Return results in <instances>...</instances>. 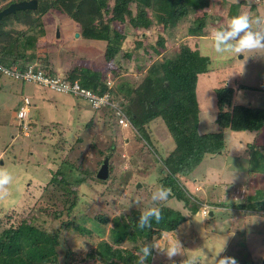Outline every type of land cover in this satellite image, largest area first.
Segmentation results:
<instances>
[{"label":"rangeland","instance_id":"rangeland-1","mask_svg":"<svg viewBox=\"0 0 264 264\" xmlns=\"http://www.w3.org/2000/svg\"><path fill=\"white\" fill-rule=\"evenodd\" d=\"M23 1L32 0H0V12L11 4ZM212 1L207 10L204 8L192 12L190 17L185 16L186 18L179 20L175 26L167 27L169 30L165 29L162 20L161 22L154 17L151 8H144L150 19L149 26L145 28L130 24L129 16L125 17L123 22L119 19L113 20L114 28L110 31L113 50L107 46L102 47L100 41L84 36L83 28L79 23L81 19L75 21L61 9L56 10L55 13L44 14L40 21L31 24L18 20V17L7 15L9 17L2 26L6 31L21 30L25 38L30 35L35 36L37 46L33 50H26L29 56L36 54L35 60L33 63L26 60L25 64H33L37 68H45L48 65L53 74L58 76L66 75L74 67L87 65L98 69L103 66L105 72H108L105 73L106 76L110 78L116 76L118 78L122 70L129 69L128 74L133 79L137 78L139 84L148 74L151 66L158 64L163 56H173L178 59L174 53H178L179 48L185 46L194 51L199 50L202 55H208L212 59L210 72L199 76L197 86L200 131L215 133L219 131L216 123L218 108L215 89L217 87L223 84H236V103L253 104L264 108V56H257L259 54L256 53H246L244 56L218 55L213 50L210 34L214 29L227 27L230 20L228 11L236 3L247 2L242 5L239 14L246 12L253 19L264 17V0ZM254 4L258 9L253 12L251 6ZM109 7L111 9L105 12L104 20L112 16V6ZM131 9L135 13L138 12V4L133 3ZM207 12L210 14L206 15ZM31 15L39 18L37 13ZM20 17L23 19L22 14ZM204 17L209 25L194 31L193 24L197 22L201 25ZM101 20H96L99 27L102 26L99 23ZM39 31L43 33L42 36H37ZM163 37L166 43L165 46H160L157 42ZM138 41L147 48L137 52ZM150 43L153 44L150 46ZM120 48L130 55L127 54V58L125 55L124 58L120 57ZM21 50L23 51L22 47ZM110 82L112 85L115 83V81ZM33 89L34 93L39 90L42 94L39 99H36L34 93L32 94ZM57 94L46 88H38L30 82L25 84L15 81L13 77L0 81V167H4L13 176L7 196L0 199V236L23 215L34 219L39 206L47 207L50 213L64 206V195L61 192L56 195L47 191L46 196L43 195L49 179L47 172L49 161L56 156L54 146L59 148L64 146V149L59 151L58 157L64 159L68 155L75 160L79 158L81 163L78 164L83 171L91 174L102 166L100 162L104 155H100L99 151H108L112 148L113 151H108L112 153L114 167V173L109 179L111 188L101 189L102 184L92 181L80 185V195L72 213L76 222L83 225L85 230H77L75 223L63 229L57 247V262L53 260L45 263L96 264L92 260H86V257L101 240L115 242L109 235V229L115 226L111 222L106 226L95 217L121 212L128 214L132 209L142 211L149 206L152 191L160 185L164 186L163 180L166 178L161 171L162 164L156 161L153 153L160 152V157L164 158L173 150L174 141L163 122L156 120L146 128L147 135L154 140L152 146L154 152L152 151L151 154L149 151L151 148L139 144L127 125L112 130L111 124L107 121L108 110L95 111L82 98L69 94L66 95L70 97L69 103H62L63 98H58ZM25 95L30 96L31 113L24 122H21L17 118L16 108ZM74 102L79 107L74 106ZM39 103L42 106L44 104L51 106L47 111L41 112L38 110ZM79 108L83 109L81 117ZM91 110L94 113L86 115ZM39 112H41L40 116ZM57 121L63 124L59 129L53 124ZM60 132H63L62 137L58 135ZM226 134L228 135L225 148L227 153L223 155L224 159L214 156L205 160L201 167L204 166L210 171L203 170L196 174L197 179L194 182L189 180L186 183L188 191L205 205L201 210L200 224L196 221V224H191L192 222L188 221L176 231L165 233L157 239L161 247H165L169 240L180 242L183 255H177L181 260L179 264H183V259L187 255L188 257L203 256L204 260L211 261V264H215L214 259L224 256L237 260L240 257L247 258V260H255L256 264H264V214L255 212L251 207L243 210L239 207L225 209L219 205V207L215 206L225 198L223 193L225 185L234 184L241 179L246 182L242 195L244 192H246L245 196L255 195L258 189L264 191V168H256L254 163L257 157L260 160L264 159V130L254 133H235L228 130ZM248 144L257 146L253 154H249ZM55 166L56 164L53 168L58 167ZM212 170H221V172L216 178L207 180ZM255 170L257 172H254ZM126 181L128 185L123 184ZM134 184L139 188L144 186L143 190L136 192L133 188ZM52 198H54L53 205ZM260 199L258 201L264 200ZM249 203L250 201H247V204ZM162 205L164 204L160 207ZM165 206L183 212L182 203L177 204L168 200ZM39 218L41 223L45 221L50 232L54 233L59 226L58 220L51 222L46 215H41ZM225 241L224 250L221 251ZM120 246L124 249L134 247L130 242ZM159 253L167 258L164 253ZM217 253H220L218 257H216ZM167 260L171 261L168 258Z\"/></svg>","mask_w":264,"mask_h":264},{"label":"trees","instance_id":"trees-1","mask_svg":"<svg viewBox=\"0 0 264 264\" xmlns=\"http://www.w3.org/2000/svg\"><path fill=\"white\" fill-rule=\"evenodd\" d=\"M212 2V0H37L35 10H18L9 16L18 17V20L31 24L40 21L41 16L44 14L55 13L56 10L61 9L75 21L81 19L79 23L83 28L84 36L89 37L91 40L100 41L99 43L104 48L107 46L112 49L113 40H111L110 31L114 28L113 20L119 19L123 22L125 17L129 16L130 24L138 28H145L149 26L150 19H148L149 16L144 8H151L154 17L160 21L162 20L163 22H161L166 29L175 26L179 20L186 18L185 16L189 15L190 17V14L198 9L205 8L207 10ZM133 3H137L139 7L136 13L131 9ZM243 4H247V2L236 3L230 7L228 11L229 19L239 14ZM109 6H112V16L104 20L105 12L109 8L111 9ZM257 9L255 4L251 6V11L254 12ZM33 13L39 14V18L33 17L31 15ZM21 14L23 19L20 17ZM207 14L210 13L207 12ZM213 15L217 16L216 14ZM9 16H5L0 20V65L11 69L14 73V80L22 82L19 77L15 76V72L26 73L29 65L25 64V61L34 60L36 55L29 56L26 50H33L38 42L33 35L25 38V34L21 30H4L2 24ZM206 17L203 18L201 25L197 22L193 24L194 31L202 29L207 24L209 25V22L205 21ZM97 19H102L99 22L102 24L101 27L96 24ZM42 34L40 32L37 36H42ZM157 43L160 46H165L166 40L163 37ZM136 45L137 52L147 48L140 41ZM120 50V57L124 58L125 55L127 58V54L130 55L123 48H120ZM177 52L174 54L177 55L178 59L173 56H163L158 64L152 65L148 74L140 80L141 83L139 84L136 81L137 78L130 77L128 74L129 69L128 71L122 70L121 76L116 79L114 87L111 88H108L104 80L107 71L105 72L103 66L98 69L87 65L80 69L75 67L73 71L68 72L66 75L69 83L73 84L78 81L82 88L91 91L97 97H101L108 92L127 118V127L134 134L135 140L139 144L151 148V150L149 149L151 154L154 140L147 135L146 128L150 127L156 120L163 122L174 141V148L164 158L160 157L161 154L157 151H153V155L156 157V161L162 164L161 171L166 175L165 180H163L164 186L172 190L169 200L177 204L182 203V211L185 212L183 214L181 211L162 205L163 219L159 223L153 220L152 227L144 230L136 227L141 213L138 209H132L128 214L121 212L110 216H96L95 218H98L106 226L110 222L115 226L109 229V235L115 242L107 239L101 240L97 243L96 248L89 252L86 260H92L96 264H136V253L145 243L151 244L154 239L157 240L165 233L176 231L188 221H191V224H196L195 221L200 224L201 210L205 208V205L188 191L186 183L189 180L194 182L197 179L196 174L201 171H210L204 166L201 167L205 160L214 156L215 158L224 159L223 155L227 153L225 148L228 140L226 134L228 130L235 133H254L264 130V108L253 104L236 103V84H223L215 89L218 108L216 123L219 131L202 133L200 131V106L197 86L199 76L210 72L212 59L208 55H202L199 50L194 51L188 46L179 48ZM43 70L49 76L53 74H51L52 71L48 65ZM8 78L0 71V81ZM22 106L23 101L16 108L17 113ZM107 114V121L111 124L112 130H118L120 125L115 110L110 107ZM53 124L58 129L63 125L58 121ZM58 135L62 137L63 132ZM256 147L255 144L248 146L249 154H253ZM63 149L64 146L61 148L53 147L56 156L49 161L47 171L49 179L43 195L46 196L47 191L56 193V195L61 192L64 195V206L52 213L47 211V207L39 206L37 208L38 213L34 215L35 220L25 215L16 220L17 222L0 236V264H45L53 262V260L57 262L60 232L71 226V223H75L77 230H85L83 225L76 222L72 213L78 202L80 185L86 181H92L102 184L101 189H104V187L111 188L109 179L114 173V167L112 153L108 151H113L112 148L106 150L107 152L105 150L99 151L100 155H104L100 166L106 160L108 162L109 177L106 180L98 178L97 174L100 168L91 174L83 171L81 165L78 164V162L81 163L79 158L75 160V158L68 155L64 159L58 157L59 151ZM254 163L256 168H264V159L260 160L257 157ZM55 164V167L58 166L57 168H53ZM220 172L221 170H212L207 180L216 178ZM254 172H257V170ZM245 183L241 179L234 184L225 185L223 189L225 198L222 200L223 202H219L220 204L215 206H222L225 209L239 207L243 210L251 207L255 212L264 214V200L258 201V199L261 200L260 198L264 199V191L262 189L256 190V196H245L246 192L242 195ZM123 184L128 185L127 181ZM133 186L136 192H140L144 188V186L139 188L137 184ZM235 191H238V193ZM260 192H263V194H260ZM247 201H250V203L247 204ZM51 203L54 204V198L51 199ZM38 215H46L51 222L59 221V226L54 233L48 230L45 221L40 222ZM125 242L133 244V249L122 248L120 245ZM187 257L188 255L183 261ZM166 259L154 249L146 264H179L181 261L177 256L169 262ZM235 260L237 264H256L255 260H247V258L241 259L240 257ZM206 264H211V261Z\"/></svg>","mask_w":264,"mask_h":264},{"label":"clouds","instance_id":"clouds-1","mask_svg":"<svg viewBox=\"0 0 264 264\" xmlns=\"http://www.w3.org/2000/svg\"><path fill=\"white\" fill-rule=\"evenodd\" d=\"M210 38H211L213 50L218 55L234 54L237 56H240V55L244 56V54L246 53H256V54H259L257 56H264V17H257L253 19L246 12H242L236 16H233L228 21L226 28H222L218 30L214 29L210 34ZM34 60H32V63L34 62ZM83 66L76 67V68L80 69ZM74 68H72L68 72L73 71ZM29 70H31L35 74L41 73L45 78H61L65 80L66 82H68L67 81L68 77L66 76L68 72L66 75H63V76L54 75L52 74L53 72H51L52 75L49 76L45 74L43 67L37 68V66L33 64L28 66L26 73ZM0 71L4 74V76H7V78L14 77L13 75L10 76V74L7 73V71H10V72H13V71L5 66L0 65ZM18 73L20 75H26V73H21V72H18ZM121 74L122 73L120 72V75ZM109 78L110 77H107L105 74L104 80L108 88L114 87L115 83L114 85H112L110 81L116 82L117 76L114 78H110L111 80H109ZM19 80L25 84L30 82L38 86V88L40 87L46 88L50 91L57 92L51 89L50 87L42 83H39V82L28 81L23 77H19ZM75 82L79 83L78 81H75ZM39 93L40 91L38 90V93L34 94L36 99L40 98ZM57 93L67 94V93H61V92H57ZM69 95L82 98L84 101L88 102V104H90V107H93L95 111H100L103 109L109 110L110 107L113 108L115 110V113L118 119V124L122 126V124H120L119 121L121 120V118L124 117L127 121V126H128V120L125 117V115L122 113L120 106L117 105V103L113 101L112 97L110 96L108 92H106L103 96L98 97V98H104V97L108 98L107 103L104 105L102 104L98 108L94 107L92 102H90L89 100L81 96H77L73 94H69ZM26 96L27 95H25V98H23L22 100L23 106L19 109L17 113V118L21 122H24L28 118L29 114L31 113L32 102L30 101V96L28 97ZM26 99L29 100V103L25 102ZM21 111L25 112V115L23 118L19 117V114ZM12 182H13V176L4 167H0V199H3L7 196L8 187L12 184ZM171 195H172L171 188L165 187L163 185H160L154 191H152L150 204L149 206L145 207L141 211L138 222L136 223V227H138L141 230H144L145 228L150 229L152 227L153 220L156 223H159L163 219L162 209L160 205L161 204L166 205ZM225 244H226V241L221 251L224 250ZM181 247L182 246L179 241L173 242L171 240L168 241L165 247H161L160 243L154 239L151 244L145 243L142 247L139 248L138 252L136 253V256H137L136 264H146L148 258L152 255V251L154 249L157 250L158 252L164 253L169 260H172V258L177 256L178 254L183 255L181 251ZM219 254L220 253H217L216 257H218ZM183 264H205V261H204L203 256H192V257H187V259L183 261ZM215 264H237V261L233 257L224 256V257H220L219 259H216Z\"/></svg>","mask_w":264,"mask_h":264},{"label":"built area","instance_id":"built-area-1","mask_svg":"<svg viewBox=\"0 0 264 264\" xmlns=\"http://www.w3.org/2000/svg\"><path fill=\"white\" fill-rule=\"evenodd\" d=\"M7 73L10 75L14 74L13 72H10V71H7ZM15 76L23 77L28 81H34V82L42 83V84L50 87L51 89H53L57 92L81 96V97L89 100L90 102H92V104L96 108L100 107L102 104L104 105L107 103V99H108L107 97L98 98L89 90L82 88L80 86V84L77 82H75L74 84H70L61 78H45L41 73L35 74L31 70H29L26 73V75H20L19 73L15 72ZM25 102L29 103V100L26 99ZM24 115H25V112L21 111L19 114V117L23 118ZM119 122L122 125H125V126L127 125V121L124 117L121 118V120Z\"/></svg>","mask_w":264,"mask_h":264},{"label":"water","instance_id":"water-1","mask_svg":"<svg viewBox=\"0 0 264 264\" xmlns=\"http://www.w3.org/2000/svg\"><path fill=\"white\" fill-rule=\"evenodd\" d=\"M37 8V1L32 0L29 2L23 1L19 3H15L4 9L0 12V20L12 13H15L18 10H35ZM98 178L106 180L109 177V167L107 160L102 164L101 168L97 174Z\"/></svg>","mask_w":264,"mask_h":264},{"label":"crops","instance_id":"crops-1","mask_svg":"<svg viewBox=\"0 0 264 264\" xmlns=\"http://www.w3.org/2000/svg\"><path fill=\"white\" fill-rule=\"evenodd\" d=\"M27 89H28V88H27ZM31 91H32V94H33V93H34V89L31 90ZM23 92H24V90H23ZM52 92H53V91H52ZM36 93H38V91L35 92L34 94H36ZM56 93H57V92H56ZM28 94H30V92H28ZM34 94H33V95H34ZM57 95H59L58 98H59V97L63 98V99H62V103H69V101H70L69 98H70V97H69V96H66L67 94H59V93H58ZM40 96H42L41 93H40ZM46 100H47V99H46ZM65 100H68V102H66ZM50 106H51V104H48V105H45V104H44V105L42 106V104L39 103V108H38V109L41 110V112H44V111H47V110L50 108ZM62 106H64V105H62ZM74 106L79 107V106L76 105L75 102H74ZM40 107H41V108H40ZM74 109H75V107H74ZM74 109H70V110H73V111H74ZM78 110H79L80 117L83 116V115H81V111H82L83 109H82V108H79ZM93 113H94V111L91 110V111L88 112L86 115H88V114H89V115H92ZM70 123L73 124L74 122H70ZM68 124H69V123H68Z\"/></svg>","mask_w":264,"mask_h":264}]
</instances>
